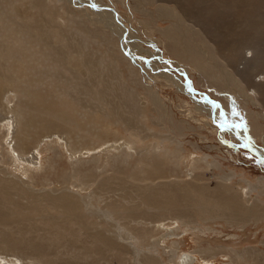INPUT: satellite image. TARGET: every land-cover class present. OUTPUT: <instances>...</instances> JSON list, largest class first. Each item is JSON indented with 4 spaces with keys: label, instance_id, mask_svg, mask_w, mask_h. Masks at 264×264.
Returning <instances> with one entry per match:
<instances>
[{
    "label": "bare ground",
    "instance_id": "obj_1",
    "mask_svg": "<svg viewBox=\"0 0 264 264\" xmlns=\"http://www.w3.org/2000/svg\"><path fill=\"white\" fill-rule=\"evenodd\" d=\"M58 1L0 0V264H71L59 259L65 252L91 258L92 264L108 253L122 258L121 264H162L150 258L148 245L154 248L158 235L175 222L192 230L191 254L196 260L211 264L222 257L223 264H264V248L234 247L241 230L264 227V184L246 177L243 185L235 186L219 176L212 187L203 175L210 165L208 157L185 154L181 143L177 150L164 148L161 142L171 143V136L149 134L133 110L147 98L141 100L135 85L119 73L114 55L104 57L113 70L110 79L105 64L82 36L92 31L91 38L103 40L117 59L128 63L132 80L138 82L133 62L120 51L125 29L118 22L117 33L112 32L110 20L115 15L107 18L106 29L97 32L91 22ZM137 3L143 9L157 7L156 18L141 22L149 35L155 38L160 32L168 39L182 71L190 63L196 65L219 91H236L264 108V0ZM58 8L60 15L54 17ZM155 74L178 80L171 71L160 69ZM32 75L39 80L30 83ZM44 79L91 115L117 113L128 133L108 128L103 135L92 126L88 134L78 136L68 125L77 121L74 116L62 111L51 115V108L40 102L34 87ZM193 88L189 82L190 91ZM151 95L154 104L161 103L157 94ZM197 108L213 113L212 105ZM256 118L253 115L247 128H232L246 145L249 133L264 139V126ZM151 137L156 141L148 144ZM252 147L264 155V148ZM58 160L72 161L59 165ZM101 165L106 174L95 173ZM38 179L44 185L37 184ZM256 189L260 192L252 198L249 194ZM200 221L212 225L198 226ZM227 227L232 232L225 233ZM170 244V258L175 261L184 240Z\"/></svg>",
    "mask_w": 264,
    "mask_h": 264
},
{
    "label": "rangeland",
    "instance_id": "obj_2",
    "mask_svg": "<svg viewBox=\"0 0 264 264\" xmlns=\"http://www.w3.org/2000/svg\"><path fill=\"white\" fill-rule=\"evenodd\" d=\"M97 1L71 0L69 2L67 0H59L58 2L65 3L67 8L74 10L78 14V17L86 21V23L89 24L91 22L89 25L97 32L107 28V18L111 15H115V19H113V21L110 20L112 32H116L118 22H120L121 26L125 29L124 33H121L122 37L120 38V51L123 49L125 57L133 62L137 72L138 82L132 80L133 77L129 74L127 68L128 63H126L124 59H117L116 57L118 56L112 52L111 47H108L104 44L103 40L100 38H91L93 37L92 31L84 33L82 36L87 40V48L98 55L102 63L105 64L104 71L107 72V75L110 79H112L113 70L112 67H108L105 58L107 59L110 58L111 55H114V59L118 64L119 73L124 76V79L131 86L135 85V90L136 92L138 91L137 94H142L139 96L140 98L142 97L141 100H143L145 97L147 98H145L147 101L144 100L138 102L137 110L133 109L136 111L137 117L139 118L143 129H145L149 134L152 132L155 134L162 132L166 136H171V143H168L167 141L161 142V145L164 148L177 150L176 147L178 143H181L183 151L185 150L184 153L186 152L185 154L189 153L191 155L195 154L201 157H208L209 160L206 161H209L210 165L206 163L207 166H205L207 169L203 170V175L205 176V179L209 181L208 183H210L212 187L217 184L219 176L228 178L229 181H231L235 186L238 184L243 185L244 181L242 183L241 180L246 177L256 184H264V155L258 153L254 147H252L254 144L264 148V139L260 140L255 138L249 133L247 139L248 145H246L232 132V128L234 127H238L237 129L240 127H249V123L252 120L253 115L254 117L257 116L255 119L256 122L259 125L264 126V108L259 104L253 103L252 100L246 97L239 96L238 92L236 91H226V93L219 91L216 89L215 85L209 84V78L207 75L196 65L190 63L188 64V69H184L186 72L182 71V68H180L177 64V57L173 54L172 48L168 45V39H166V37H164V35L160 32H156L155 38L154 36L149 35L147 32L148 27L146 26V28L141 22V19L151 20L152 18H156L158 16V12L156 10L157 7L155 5H153L152 8L143 9L140 7L142 5L137 3V0ZM138 6L141 9L138 10ZM111 10L114 12V14L110 12ZM53 11L54 17H58L60 15L61 10L59 8ZM58 12L59 14H57ZM104 13L105 15H103ZM160 23L169 24L170 22L160 21ZM152 42L153 44H151ZM123 44L127 47L123 46ZM149 49L152 51V54L148 51ZM109 50H111L110 54L108 53L110 52ZM105 51L107 53H105ZM103 53H105V55ZM160 69L164 71H171V73L176 74L178 76V80L169 81L168 79L155 74ZM29 78L30 83H35L39 80L38 76L32 75ZM258 78L259 76L257 79ZM116 79L117 78H115V80ZM41 81L43 82L42 84L34 87L35 92L40 98V102L51 108L49 111V114L51 113V115H56L58 111H62L65 112L64 114L68 113L74 116L77 121L70 122L68 125L71 126L74 132H78V136L80 133V137H83L84 134H88L91 131L92 126L94 130H100L103 135H106L104 131L108 128L109 131L114 129L118 134L121 135H126L128 133L126 124L119 120L117 113L110 111L108 115H91L89 111L79 109L75 102L71 101L61 92H58L59 90L52 83V81L49 79H44ZM189 82H191L192 86L194 87L191 91L189 89ZM152 91L158 95V98L162 104L160 103L156 105L154 102H152ZM202 98L207 101H203ZM195 99L199 101L196 102ZM197 104L212 105L213 113L210 114L211 112L207 109H198ZM90 120L93 121L95 125H91ZM221 132L223 137H221ZM112 133L113 132L110 134ZM112 136L113 135H110V137ZM131 136H135L133 131H131ZM151 138L146 140L148 144L154 143L156 141L154 137ZM90 144L91 141L88 140L86 145ZM177 154L181 155L179 152H177ZM43 156L45 155L43 154ZM182 159L185 160V157H182ZM71 161L72 160H58V164L68 165ZM94 171L95 173L103 175L107 173V168L103 165H101V167L96 166ZM58 179L65 181L63 177H59ZM36 182L37 184L44 185L40 179H38ZM256 190L257 191L251 192L252 194H249L252 198H255L259 194L260 191L258 189ZM108 194H112L111 191L110 193L108 192ZM36 213L37 212H35V214ZM40 220L44 221V218H41ZM124 225L126 226V224ZM205 225L212 224L205 221H200L198 224V226ZM167 228V231L158 235L157 242L153 246L154 248L148 245L151 250L150 258L159 260L163 262L162 264H186L187 259H190V264H205L200 258L196 260V256L191 254V250H193V246L195 245V236L191 234V229L188 228L187 230V227H184L177 222L172 223L171 226L168 225ZM217 228L222 229L220 227ZM223 231L225 233H230L232 232V228H223ZM241 231L240 237L234 241L238 244H235L234 247H239V251H242L251 245L264 248V243L262 242L264 238L263 226H249L245 229V231L244 229ZM224 237H226V234H224L221 239ZM176 239H183L184 244L181 246L183 252L180 254L179 258H177L178 260L176 259L174 261L170 258L169 248H171V241ZM221 241L222 244L223 242H226L224 240H220V242ZM136 244L138 245L139 242ZM141 250H144L143 246H141ZM63 257L64 260H68L71 264L93 263L91 258L78 256L77 254L71 252H65L61 254L59 259L62 261ZM221 259L222 257L211 264H223ZM121 263L122 258L118 257L117 255H111L110 253L104 255L103 258L97 257V264Z\"/></svg>",
    "mask_w": 264,
    "mask_h": 264
}]
</instances>
